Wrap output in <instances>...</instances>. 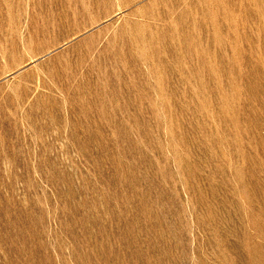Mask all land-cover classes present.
I'll return each instance as SVG.
<instances>
[{"label":"rangeland","instance_id":"374dc122","mask_svg":"<svg viewBox=\"0 0 264 264\" xmlns=\"http://www.w3.org/2000/svg\"><path fill=\"white\" fill-rule=\"evenodd\" d=\"M0 264H264V0H0Z\"/></svg>","mask_w":264,"mask_h":264}]
</instances>
